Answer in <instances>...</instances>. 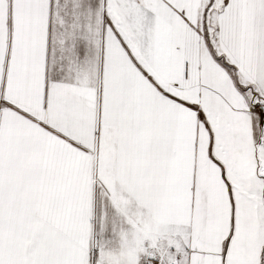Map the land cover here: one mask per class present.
<instances>
[{"label": "snow or ice", "instance_id": "snow-or-ice-1", "mask_svg": "<svg viewBox=\"0 0 264 264\" xmlns=\"http://www.w3.org/2000/svg\"><path fill=\"white\" fill-rule=\"evenodd\" d=\"M0 264H264V0H0Z\"/></svg>", "mask_w": 264, "mask_h": 264}]
</instances>
